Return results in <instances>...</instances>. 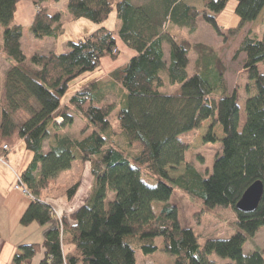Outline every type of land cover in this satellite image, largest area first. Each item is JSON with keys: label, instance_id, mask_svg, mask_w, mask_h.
Returning a JSON list of instances; mask_svg holds the SVG:
<instances>
[{"label": "trees", "instance_id": "1", "mask_svg": "<svg viewBox=\"0 0 264 264\" xmlns=\"http://www.w3.org/2000/svg\"><path fill=\"white\" fill-rule=\"evenodd\" d=\"M19 1L0 0V54L11 62L0 98V158L7 159L19 143L31 154L18 173L21 187L14 189L26 190L32 199L20 223H38L44 239L20 245L14 264H31L41 252L40 264H137L138 251L150 257L160 250L157 238L163 240L161 250L172 257L168 264H215L213 255L229 259L228 264H264L259 251L244 254L249 238L264 227V195L254 212L236 209L254 182L264 185V72L259 69L264 64V36L246 37L234 55H246L244 69L256 88L245 101L242 121L239 97L229 92L216 50L180 40L174 32L194 33L202 17L222 36L217 16L230 0H68L71 20L102 25L115 10L119 28L100 26L68 41L61 54L35 53L29 58L21 44L24 28L15 22ZM59 1L33 0L39 9L30 29L36 39L58 40L65 34L61 11L52 14L48 7ZM263 10L264 0H236L239 24L229 34L254 23ZM117 39L135 56L113 70L110 81L94 78L65 100L71 83L95 72L104 58L122 56ZM168 86L175 91L167 93ZM107 88L118 91L119 104L105 101ZM22 114L27 117L22 119ZM74 115L86 123L80 139L66 134ZM114 118L118 129L113 128ZM207 120L212 124L204 141L219 140L221 148L212 172H200L186 160L189 144L184 137ZM215 125L223 132L220 139ZM88 129L93 133L87 135ZM117 132L124 137L122 144L114 137ZM76 161L91 164L93 184L82 206L59 219L47 199L54 193H63L69 201L76 197L81 180L66 188L56 181ZM183 164V174L172 178L169 172ZM176 190L207 210L232 208L235 234L207 240L201 248L193 227L182 225L171 203Z\"/></svg>", "mask_w": 264, "mask_h": 264}, {"label": "rangeland", "instance_id": "2", "mask_svg": "<svg viewBox=\"0 0 264 264\" xmlns=\"http://www.w3.org/2000/svg\"><path fill=\"white\" fill-rule=\"evenodd\" d=\"M67 1L68 0H60L58 4L56 3L57 5L55 7L58 10H61L59 13L62 15V20L65 21L66 29L65 34L60 38V41L57 44V53L61 54L63 52V42L77 41L78 39L84 38L100 26L113 31L119 28L115 10L112 12L110 18L102 25H96L85 19L77 21L71 20L67 12ZM147 1L149 0H135V3L144 4ZM190 1L193 4H198V0ZM235 8L236 0H230L226 8L217 16V22L223 33L222 36L218 35L214 28L204 21L202 17H199L198 27L194 33H190L188 29H176L174 32L176 33L175 36L180 40H188L192 43V45L198 43L206 44L216 50V53L219 55V58L225 68V80L227 82L229 92H236L239 97L241 120L243 121L245 119V101L248 97L255 94L256 88L254 86V82L248 79V74L244 69L246 55L244 53L237 55V57H234V55L246 37L249 36L256 39L263 38L264 11L259 19H257L254 23L246 25L237 34L231 35L228 30L236 28L239 24V18L235 14ZM49 11L52 14L58 13V11H53L51 8ZM36 12H39L38 8H36ZM45 48L46 42L43 41V39H39L38 42L34 43L27 41V38L24 40V49L28 58L37 52H41V50ZM164 50L168 59V45H164ZM120 52L122 53V56L119 59L113 60L111 58H104L101 62V66L95 72L88 73L84 77L71 83L70 89L64 99H69L73 95L72 93L74 90L94 78L99 77L102 82L110 81L109 74L117 67L127 63L133 55V53L126 48H122V51L120 50ZM194 58V55L191 56L192 62ZM1 65L4 66L3 61L1 62ZM192 66L193 64L191 67ZM260 70L261 72H264V64H261ZM2 82L3 78H0V84ZM105 91L107 94V98L105 99L106 102L120 103L121 97L119 96L117 90L107 88ZM165 91L167 93H172L175 91V88L168 86ZM1 97L2 95L0 94V98ZM20 117L25 119L27 116L22 114ZM74 120V125L71 128L66 129V134L72 139H80L83 137L82 131L85 129L86 123L77 115H74ZM211 124L212 120H207L203 123L200 129L184 137V140L189 144V149L186 152V160L188 163L195 166L200 172H212V165L215 156L218 152H220L221 148V142L219 140L214 143H205L204 141V137ZM113 128L118 129V122L115 118L113 119ZM214 132L217 138L220 139L223 137V132L220 126L215 125ZM91 133H93L92 129H88L86 134L88 135ZM114 137L120 144L124 142V137L120 132H117ZM27 154L30 156V153L26 150L24 143H19L8 154L5 162L0 163V183L6 191L9 189L14 190V187L18 184L17 174L22 172V168L24 167L25 161L28 157ZM184 167L185 165L183 164L177 170L169 172L170 176L172 178H176L178 175L183 174ZM77 180H81V187L77 193L76 202L77 204H82V202H84V200L88 197L93 184L90 163L80 164L77 163V161L74 162L72 169L68 172L62 173L56 181L59 187L66 188ZM19 193L23 194L22 191H19ZM25 196L27 197V195ZM64 196L65 195L63 193H61V195L54 193L51 199H59ZM48 199L50 198L48 197ZM109 199L112 200L113 195L109 196ZM171 202L178 208L182 225L193 227L201 248L205 246L207 240L217 238L227 239L234 235L237 230V226L235 225L236 214L230 207L226 208L218 206L214 209L207 210L201 206L199 201L186 196L179 190L175 191ZM156 242L160 247V250L153 256H150L151 259L158 262H164L165 264L170 263L172 257L161 250V248H163V240L161 238H157ZM255 251H259L264 257V227L259 230L255 237L249 238L248 242L244 246L245 255H249ZM137 255L138 257H146L142 255L140 251L137 252ZM211 259L215 262V264L230 263L229 259H221L216 255H213ZM138 262L139 264H143L142 260H139Z\"/></svg>", "mask_w": 264, "mask_h": 264}, {"label": "crops", "instance_id": "3", "mask_svg": "<svg viewBox=\"0 0 264 264\" xmlns=\"http://www.w3.org/2000/svg\"><path fill=\"white\" fill-rule=\"evenodd\" d=\"M57 4H50L48 7L53 11H59L57 8H55ZM36 14V6L33 0H20L18 2L15 13V22L24 28V33L21 40L22 49L24 52L25 38H27V41H30L31 43L38 42L39 40L33 36L30 30L36 18ZM3 33L4 28L0 25V46L3 43ZM43 41L46 42V48L43 49L44 51L41 50V52H37V54L44 55L50 53L51 51L56 52L57 44L60 39L55 40L52 38H46L43 39ZM117 41L118 47L121 51L122 48H126L133 53L132 57L135 56L136 53L128 48L120 39H117ZM66 44L67 42L62 43L63 52L66 51ZM2 61L4 63V66L1 65ZM10 67L11 62L7 60L2 54H0V78H4L5 73ZM259 69H261V65H259ZM79 88L74 90L72 94L78 91ZM3 92L4 90L2 82L0 84V94L2 95ZM31 157V154L30 156L28 155L22 171L26 167L27 163L31 160ZM14 190L9 189L6 191L0 183V264H14V257L16 254H19L18 247L20 245L28 243H42L44 239L43 227L41 225H39L38 223H32L30 225L24 226L20 223L21 217L26 211L32 199L29 196L26 197L25 195L20 194L19 191ZM76 197L72 201H69L67 196L59 199L50 198L47 200L48 203L53 206L56 211L63 215L70 216L75 211H77L84 203L82 202V204H77ZM43 255L44 254L42 252L36 255L31 264H40L43 259ZM136 260L137 264H139V260H142L143 264H165L164 262L155 261L154 259H151V257H138L137 254Z\"/></svg>", "mask_w": 264, "mask_h": 264}, {"label": "water", "instance_id": "4", "mask_svg": "<svg viewBox=\"0 0 264 264\" xmlns=\"http://www.w3.org/2000/svg\"><path fill=\"white\" fill-rule=\"evenodd\" d=\"M264 195V185L261 181L254 182L243 194L237 203L236 209L239 212H254L260 205Z\"/></svg>", "mask_w": 264, "mask_h": 264}, {"label": "built area", "instance_id": "5", "mask_svg": "<svg viewBox=\"0 0 264 264\" xmlns=\"http://www.w3.org/2000/svg\"><path fill=\"white\" fill-rule=\"evenodd\" d=\"M4 148H5L6 150L9 149L7 146H5ZM4 162H5V159H4V158H0V163H4ZM17 178H18V184L16 185L15 189H20V187H21V182H22V180H21V176H20L19 174H17ZM23 193H24L25 195H28V192H27L26 190H24ZM55 212H56L57 217H58L59 219H61L62 216H63V214L59 213V212L56 211V210H55Z\"/></svg>", "mask_w": 264, "mask_h": 264}]
</instances>
